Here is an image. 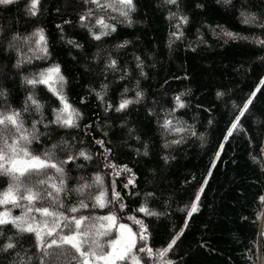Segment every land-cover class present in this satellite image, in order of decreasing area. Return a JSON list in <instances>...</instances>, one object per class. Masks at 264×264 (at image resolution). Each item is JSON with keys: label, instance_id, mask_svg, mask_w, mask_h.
Wrapping results in <instances>:
<instances>
[{"label": "trees", "instance_id": "obj_1", "mask_svg": "<svg viewBox=\"0 0 264 264\" xmlns=\"http://www.w3.org/2000/svg\"><path fill=\"white\" fill-rule=\"evenodd\" d=\"M135 2L136 11L131 14L133 23H118L116 31L101 41L93 40L78 23L77 13L82 8L79 0H42L36 17L25 14L27 0L0 7V27L5 29L0 42L9 32L28 35L39 26L44 29L49 53L47 59H33L31 64L16 70L12 68L15 53L4 51L0 43V86L8 89L13 107L22 105L28 93L33 92L44 105L45 118H50L51 109L59 106L56 97L44 85L33 88L22 83L21 75L58 63L66 79L63 94L81 113L78 121L81 129L71 130V136L77 141L75 146H83L95 154L91 161L82 158L77 161L84 165L82 169L69 164L66 170L73 177H85L89 183L93 173L100 171L105 181L102 189L94 184L86 192L94 197L105 191L108 199L110 182L114 180L116 191L124 198L125 212L145 202L146 192H153L154 196L147 198V206L165 215L131 214L151 225L152 236L148 242L154 248L161 247L170 235L184 227L178 246L171 253L175 264H264V236L260 235L264 217L257 220L255 215L264 207L257 199L264 195V171L252 159L259 151L258 143H264V85L258 83L259 77L264 76V63L259 60L264 56V47L256 43L257 39L264 40V30L244 24L240 15L245 10L256 11L254 6H260L262 0H230L228 4L223 0H180V11L188 16V22L180 29L183 37L174 40L171 46L169 33L176 30V20L169 17V11L176 9L164 0ZM65 20L70 23H63ZM222 30L238 34V38L226 37ZM69 39L80 43L82 49L69 44ZM125 39L130 43L117 48ZM97 49H101L100 56L93 59ZM22 50L32 55L27 47ZM108 54L121 68L128 69L122 79L120 71L104 70ZM136 56L144 60L146 75L143 77L135 67ZM101 83L108 85L105 98L114 103L122 94L134 98L137 90H143L144 96L123 113L105 112L92 91H99ZM53 86L58 88L59 83ZM125 88L127 93L123 91ZM253 90L256 96L248 118L242 117L247 134L236 131L224 139L229 120ZM181 92L185 93L181 97L185 102L182 108L176 107L174 101ZM217 92L223 95L217 96ZM174 107L176 110L172 111ZM169 112L174 124L179 121V126H190L196 135L182 134L185 135L183 143L164 149L165 139L177 138V134L166 135L161 128ZM32 118H38V114L33 112ZM129 129L134 131L130 134ZM61 135L65 133L62 131ZM95 139L106 141V146L113 149L110 155L113 162L127 164L132 169L135 187L129 185L128 189H122L129 173L107 175L109 170L101 167L103 150L94 143ZM145 144L148 156L143 155ZM32 148L35 151L37 146L33 144ZM165 154L172 157L167 164L161 159ZM5 183V178L0 176V191ZM201 186L197 211L189 216L192 199ZM133 192L138 195H132ZM21 210L12 208L11 212L19 215ZM92 211L103 215L106 210ZM81 214L87 216L90 211L81 210ZM128 223L137 230L131 221ZM5 234L11 232L6 229ZM31 239L28 234L23 236L25 247ZM106 239L102 238V242ZM0 264H4L2 256Z\"/></svg>", "mask_w": 264, "mask_h": 264}, {"label": "snow or ice", "instance_id": "obj_2", "mask_svg": "<svg viewBox=\"0 0 264 264\" xmlns=\"http://www.w3.org/2000/svg\"><path fill=\"white\" fill-rule=\"evenodd\" d=\"M79 2L82 8L77 13L78 23L95 41H101L103 37L115 32L118 23L128 25L133 23L131 14L136 11L135 0H79ZM229 2L230 0H223L224 4ZM16 3L17 0H0V7L6 8ZM164 3L176 9L169 11V17L176 20V30L169 33V46H171L174 40L183 37L180 29L188 22V16L180 11V0H164ZM41 7L42 0H27L25 14L36 17ZM254 7L256 11L249 9L240 13L242 22L256 25L264 30V0L260 6ZM109 13L118 15H107ZM63 23L67 24L70 21L65 20ZM57 28H60V25H57ZM4 32L5 29L0 27V36H3ZM222 32L226 37L238 38V34L233 32L223 30ZM0 43L4 45V51L15 53L16 58L12 68L16 70L31 64L33 59H47L49 55L44 29L39 26L28 35L9 32ZM68 43L77 49L83 47L72 39H69ZM129 43L130 41L125 39L116 47L123 48ZM256 43L264 47V40L257 39ZM24 47H27L28 53L32 55L26 54L22 50ZM100 52L101 49H97L92 58L97 59ZM259 60L264 63V56L259 57ZM135 61L139 76H145L144 60L136 56ZM104 70L120 71L121 79L128 74V69L121 68L110 54L106 55ZM21 80L22 83L33 88L37 85L46 86L56 97L59 106L51 109L50 118H45L44 105L35 98L33 92L28 93L22 105L13 107L9 103L8 89L0 86V176L6 181L4 189L0 191V207L3 208L0 210V256L3 257L4 264H175L171 253L174 247L178 246L177 242L184 232V227L170 235L161 247L154 248L148 242L152 236L151 225L143 218L131 214L136 212L143 214L144 217L165 215L147 206V198L154 196L153 192H146L145 202L136 209H128L125 212L124 198L119 191H116L114 180L110 182V198H105V191H100L93 197L86 192V189H91L94 184L103 188L105 181L101 172L93 173V179L89 183L85 177H73L70 175V170H66L69 164L82 169L84 165L78 164L77 161L81 158L83 161H91L95 154L83 146L76 148V138L71 136V130L81 129L78 123L81 113L63 94L66 79L61 73L60 65L52 63L36 72L21 75ZM55 82L59 83L58 88L53 86ZM258 83L264 85V76L259 77ZM107 87V84L101 83L99 91L92 90L105 112L123 113L130 104L139 102L144 96L143 90H137L134 98H127L122 94L114 103L105 98ZM123 91L127 93L128 89L125 88ZM184 95L185 93L181 92L174 97L176 107L185 106L184 100L181 99ZM216 95L221 96L223 93L217 92ZM255 96L256 91L253 90L242 101V106H238L237 112L228 122L227 135L224 139L236 131L247 134L243 128L242 117L248 118L247 114ZM176 107L172 111H175ZM33 112L38 114V118H32ZM166 116L168 118L164 119L161 128L166 135L177 134V138L165 139L164 149L172 144L183 143L185 135L182 134L196 135L190 126H179V121L174 124L170 112L166 113ZM84 128L87 129L88 125H84ZM62 131L65 135H61ZM133 131L129 129L130 134ZM65 136L68 138L66 139ZM136 139L139 140V137L137 136ZM249 140L251 141L252 137H249ZM79 143L83 145V141ZM94 143L103 150L104 163L101 167L109 170L107 175L119 176L121 171L129 173V178L122 185V189H128L129 185L135 187V173L127 164L117 165L110 159L113 149L106 146L107 142L95 139ZM33 144L37 146L35 151L32 148ZM222 147V144L218 145L217 157ZM257 147L259 149L257 156H253L252 159L260 163L261 170L264 171V143H258ZM144 149L143 155L148 156L147 144L144 145ZM171 158L167 154L161 157L165 164ZM202 191L203 186L192 199L189 216L197 211V202ZM131 194L138 195L135 192ZM257 199L261 206H264V195H259ZM88 200L93 202L90 204L86 202ZM12 208L22 210L19 215H13ZM97 208L106 210L105 214L97 215L92 211ZM81 210H89L90 214L87 216L81 214ZM255 215L257 220H261L264 217V207ZM122 219L131 221L137 230L134 232L128 223L119 222ZM262 228H264V220H262ZM6 229L11 234L6 235ZM25 234L32 237L28 247H25L23 240ZM260 234L264 236V230ZM105 237L107 239L102 242V238ZM249 259L251 260V256Z\"/></svg>", "mask_w": 264, "mask_h": 264}, {"label": "rangeland", "instance_id": "obj_3", "mask_svg": "<svg viewBox=\"0 0 264 264\" xmlns=\"http://www.w3.org/2000/svg\"><path fill=\"white\" fill-rule=\"evenodd\" d=\"M263 220H264V219H263ZM121 222H123V223H128V221H121ZM128 224H129L130 227H132L133 231L135 232L136 230L133 228V226H132L130 223H128ZM262 230H264V228H262V223H261L260 233H261ZM260 235H261V234H260Z\"/></svg>", "mask_w": 264, "mask_h": 264}]
</instances>
